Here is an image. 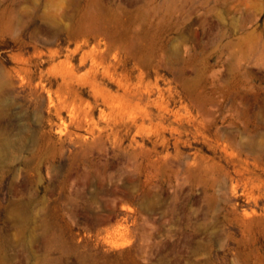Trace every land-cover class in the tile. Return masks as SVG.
Here are the masks:
<instances>
[{
	"label": "rangeland",
	"instance_id": "rangeland-1",
	"mask_svg": "<svg viewBox=\"0 0 264 264\" xmlns=\"http://www.w3.org/2000/svg\"><path fill=\"white\" fill-rule=\"evenodd\" d=\"M0 264H264V0H0Z\"/></svg>",
	"mask_w": 264,
	"mask_h": 264
}]
</instances>
